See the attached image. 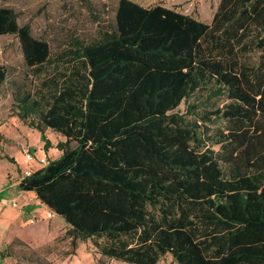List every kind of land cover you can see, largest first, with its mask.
I'll return each mask as SVG.
<instances>
[{"label": "trees", "instance_id": "1", "mask_svg": "<svg viewBox=\"0 0 264 264\" xmlns=\"http://www.w3.org/2000/svg\"><path fill=\"white\" fill-rule=\"evenodd\" d=\"M18 17L0 6V35L30 73L0 64V95L45 149L48 128L65 137L18 188L69 225L66 254L90 240L126 264H264V0H220L210 23L118 0L55 51Z\"/></svg>", "mask_w": 264, "mask_h": 264}, {"label": "rangeland", "instance_id": "2", "mask_svg": "<svg viewBox=\"0 0 264 264\" xmlns=\"http://www.w3.org/2000/svg\"><path fill=\"white\" fill-rule=\"evenodd\" d=\"M89 8L84 0H0V6L14 8L18 13L21 25H29L33 35L47 39L51 47L58 50L68 42L70 34L81 37L97 33V19H111L115 13L118 0H90ZM143 6L163 4L166 7L189 14L200 21L212 22L220 0H133ZM19 38L14 34L0 35V64L5 66L9 74L20 77L30 73L25 66ZM0 95V190L7 186L17 189V184L25 176L24 171H36L43 165L40 158L57 159L61 152L56 148L59 141L65 140L61 134L51 129L45 130L52 147L45 149L42 134L21 120L13 109V95L8 85ZM175 111L184 113L186 104L182 102ZM34 155V161L27 154ZM46 164V163H45ZM44 164V165H45ZM43 208L34 226L40 236L38 241L29 242L16 238L7 243L13 254L15 264H126L121 260L102 257L94 248L92 241L79 244L75 254L67 255L70 239H63L69 225L56 217L51 220ZM19 240L21 242H18ZM6 245V246H7ZM2 249L5 244H1ZM156 264H177L168 253Z\"/></svg>", "mask_w": 264, "mask_h": 264}, {"label": "crops", "instance_id": "3", "mask_svg": "<svg viewBox=\"0 0 264 264\" xmlns=\"http://www.w3.org/2000/svg\"><path fill=\"white\" fill-rule=\"evenodd\" d=\"M18 184L17 189L7 186L0 190V264H15L12 256L7 253L1 254L4 250L1 244H5L6 247L7 243L16 238L29 240V242L38 241L40 236L32 224L38 221L40 211L47 208V205L37 198L35 192L20 190ZM14 201L17 206H14ZM47 210L49 211L48 208ZM55 216L58 217V215ZM43 217L48 220L54 218V216L48 218L47 215ZM32 218H36L37 221L31 223Z\"/></svg>", "mask_w": 264, "mask_h": 264}, {"label": "built area", "instance_id": "4", "mask_svg": "<svg viewBox=\"0 0 264 264\" xmlns=\"http://www.w3.org/2000/svg\"><path fill=\"white\" fill-rule=\"evenodd\" d=\"M27 158H28V160H30V161H34V155H33L32 153H28V154H27ZM39 163H41V165H44L45 163H48V161H47L46 157H45V158H40V159H39ZM32 173H33V172H31V170H29V169H27V170L24 171L25 176H26V175H30V174H32ZM23 177H24V176H23ZM13 204H14V206H17V203H15V201L13 202ZM54 215H55V214L52 213L50 210H49L48 213H47V217H48V218H52ZM36 221H37L36 218H32V219L30 220L31 223H35Z\"/></svg>", "mask_w": 264, "mask_h": 264}]
</instances>
